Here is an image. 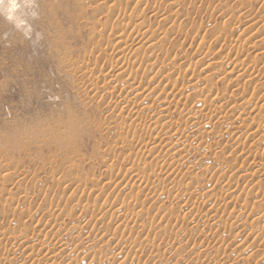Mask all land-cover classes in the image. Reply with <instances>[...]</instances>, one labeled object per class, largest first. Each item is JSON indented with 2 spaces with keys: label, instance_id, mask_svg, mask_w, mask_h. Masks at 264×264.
Instances as JSON below:
<instances>
[{
  "label": "rangeland",
  "instance_id": "1",
  "mask_svg": "<svg viewBox=\"0 0 264 264\" xmlns=\"http://www.w3.org/2000/svg\"><path fill=\"white\" fill-rule=\"evenodd\" d=\"M7 4L0 264H264V0Z\"/></svg>",
  "mask_w": 264,
  "mask_h": 264
},
{
  "label": "bare ground",
  "instance_id": "2",
  "mask_svg": "<svg viewBox=\"0 0 264 264\" xmlns=\"http://www.w3.org/2000/svg\"><path fill=\"white\" fill-rule=\"evenodd\" d=\"M7 1H8V0H2V1L0 0V3H1V4H4V9H5V10H6V9L8 10V8L10 9V10H8L9 12L7 11V14H5V15H6V16H9V18H10L11 20H12V19H16L15 14L12 12V9H11L12 6H8ZM12 2H13V1H12ZM11 4H12V3H10V5H11ZM12 5H13V4H12ZM139 17H140V16H139ZM10 19H9V20H10ZM137 20H138V19H137ZM142 23H143V22H142ZM125 26H126V25H125ZM133 26H134V24H133ZM136 28H138V27H136ZM140 28H141V27H140ZM140 28H139V29H140ZM126 29H127V28H126ZM139 29H137V32H139ZM132 30H133V29H132ZM143 30H144V29H143ZM143 32H144V31H143ZM139 35H141V33H140ZM144 35H145V33H144ZM114 36H115V35H114ZM141 36H143V34H142ZM115 37H117V36H115ZM139 37H140V36H139ZM143 37H144V36H143ZM146 37H147V36H146ZM113 38H114V37H113ZM121 38H122V37H121ZM144 38H145V37H144ZM118 39H119V38H118ZM147 39H148V38H147ZM139 40H142V37L139 38ZM138 42H139V41H138ZM119 44H121V41L119 42ZM122 44H124V43H122ZM124 51H125V50H124ZM120 53H121V51H120ZM117 54H118V53H117ZM117 54H116V55H117ZM128 54H129V53H128ZM132 54H133V52H132ZM134 54H135V53H134ZM134 56H135V55H134ZM134 56H133V57H134ZM121 57H122V56H121ZM118 68H119V67H118ZM120 68H121V67H120ZM81 69H82V68H81ZM130 69H131V67H130ZM117 70H118V69H117ZM119 70H120V69H119ZM117 72H118V71H117ZM90 77H91V76H90ZM114 78H115V77H114ZM115 82H116V81H115ZM110 83H111V82H110ZM163 83H164V82H163ZM166 83H167V82H166ZM111 84H112V83H111ZM106 88H107V87H106ZM118 88H119V87H118ZM118 88H117V89H118ZM131 88H132V87H131ZM107 89H108V88H107ZM132 89H133V88H132ZM134 89H135V88H134ZM136 89H137V88H136ZM125 90H126V89H125ZM140 90H141V89H140ZM140 90H139V91H140ZM123 91H124V90H123ZM129 91H130V90H129ZM135 91H136V90H135ZM118 92H119V91H118ZM121 92H122V91H121ZM127 92H128V90H127ZM130 92H131V91H130ZM130 92H129V93H130ZM137 92H138V91H137ZM141 92H142V91H141ZM123 93H124V92H123ZM123 93H122V94H123ZM129 93H128V94H129ZM131 93H132V92H131ZM138 93H140V92H138ZM138 93H137V94H138ZM142 93H143V92H142ZM125 94H126V93H125ZM137 94H136V96H140V95H137ZM150 94H151V93H150ZM120 96H121V95H120ZM124 96L126 97V95H124ZM124 96H123V97H124ZM151 96H153V95L151 94ZM129 97H130V96H129ZM132 97H133V96H132ZM141 97H142V96H141ZM160 97H161V95H160ZM127 98H128V97H127ZM127 98H126V100H127ZM138 98H139V97H138ZM142 98H143V97H142ZM146 98H147V97H146ZM175 98H176V97H175ZM128 99H129V98H128ZM130 99H131V98H130ZM159 99H160V98H159ZM161 100H162V99H161ZM149 101H150V100H149ZM162 101H163V100H162ZM129 102H130V101H129ZM158 102H159V101H158ZM158 102H157V103H158ZM166 102H167V101H166ZM173 102H174V101H173ZM141 103H142V102H141ZM155 103H156V102H155ZM162 103H163V102H162ZM169 103H170V102H169ZM175 103H176V102H175ZM145 104H146V103H145ZM171 104H172V103H171ZM137 105H138V104H137ZM173 105H175V104H173ZM142 106H143V105H142ZM155 106H156V105H155ZM176 106H177V105H176ZM143 107H144V106H143ZM157 107H158V106H157ZM171 107H172V106H170V108H171ZM178 107H179V106H178ZM154 108H155V107H154ZM157 109H158V108H157ZM153 110H154V109H153ZM165 110H166V109H165ZM153 112H154V111H153ZM159 112H160V111H159ZM157 113H158V112H157ZM160 113H162V112H160ZM164 113H165V112H164ZM164 113H163V114H164ZM182 113H183V112H182ZM163 114H161V115H163ZM136 115H137V114H136ZM138 115H139V114H138ZM153 115H154V114H153ZM162 117H163V116H161V118H162ZM164 117H165V116H164ZM138 118H139V117H138ZM152 119H153V118H152ZM154 120H155V119H154ZM154 120H153V121H154ZM134 121H135V120H134ZM138 123H139V121H138ZM142 124H143V122H142ZM150 124H151V123H150ZM169 125H170V124H169ZM131 126H133V125H131ZM137 126H138V125H137ZM164 126H165V125H164ZM132 129H133V128H132ZM169 129H171V128H169ZM136 130H137V129H136ZM134 131H135V130H134ZM133 133H134V132H133ZM146 138H147V137H146ZM150 138H151V137H150ZM155 141H156V140H155ZM147 142H148V141H147ZM158 142H159V141H158ZM168 142H169V141H168ZM168 142H167V144H168ZM156 145H157V144H156ZM165 146H167V145H165ZM157 148H158V145H157ZM159 148H160V147H159ZM153 149H154V148H153Z\"/></svg>",
  "mask_w": 264,
  "mask_h": 264
}]
</instances>
